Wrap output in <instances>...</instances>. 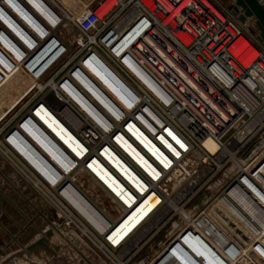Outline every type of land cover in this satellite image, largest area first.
Masks as SVG:
<instances>
[{"label":"built area","instance_id":"built-area-1","mask_svg":"<svg viewBox=\"0 0 264 264\" xmlns=\"http://www.w3.org/2000/svg\"><path fill=\"white\" fill-rule=\"evenodd\" d=\"M36 1L44 12L28 0H0V84L29 70L49 47L63 48L40 72L48 82L31 88L39 95L6 116L0 149L9 168L41 191L46 203H61L73 217L65 223L104 253L107 264H129L146 246L149 252L134 264H264V43L248 31L254 23L240 22L223 0H96L77 18L70 53L57 35L59 8L51 0ZM60 99L97 134L94 146L79 137L86 151L74 160L89 167L98 157L120 191L100 177L98 188L82 194L70 178L74 161L64 172L23 132L27 118L42 126L34 114L42 105L63 120ZM130 124L152 149L130 132ZM17 138L25 140L27 155L16 150ZM107 149L123 169L107 158ZM38 154L46 173L37 167L43 166ZM67 188L81 196L92 216L71 206ZM154 196L158 203L124 237L112 240ZM213 230L223 241L215 242Z\"/></svg>","mask_w":264,"mask_h":264},{"label":"rangeland","instance_id":"rangeland-1","mask_svg":"<svg viewBox=\"0 0 264 264\" xmlns=\"http://www.w3.org/2000/svg\"><path fill=\"white\" fill-rule=\"evenodd\" d=\"M54 1L61 5L63 16H66V21L58 27L57 35L60 37L61 44L64 42L63 47L68 48L70 52L73 47L71 39L77 36L76 31L75 33L73 31L74 22L87 6L81 7L84 0ZM94 1L96 0H89L87 5L91 2L94 5ZM223 2L225 5L229 4L228 0H223ZM249 28L250 32L251 29H255V25ZM59 49L62 50V47ZM50 51L52 56L54 52L57 53L56 48L51 47ZM19 74L27 77L22 85L14 81ZM46 77L47 75L40 78L28 70L20 69L0 85V95L10 103L13 102L8 113L0 118L1 139L2 131L7 123L6 118L9 117L7 115H16L22 104L26 105L32 98L38 96L37 89L30 90L33 86L44 87V83L50 79L49 76L45 79ZM21 101L19 107L15 108ZM28 122L31 131H34L39 141H43L41 130L35 127L31 120ZM9 167L11 166L6 154L0 149V264H107L108 260L104 253L97 250L90 240L83 237L80 230L65 223L66 219H69V212L62 204L57 203L55 206L46 203L44 196H41V191L28 186L24 178ZM39 167L43 170L41 166ZM83 179L87 186L90 185L87 175H84ZM154 223L152 220L151 225ZM83 232L85 233L84 230ZM214 234L215 242L223 241L222 234L219 232H214ZM45 237H47L45 243L38 244L32 249L29 248ZM219 246L222 251H225L221 245ZM149 250L150 248L146 246L129 264L139 261V258H142ZM242 261L248 263L247 259Z\"/></svg>","mask_w":264,"mask_h":264},{"label":"bare ground","instance_id":"bare-ground-1","mask_svg":"<svg viewBox=\"0 0 264 264\" xmlns=\"http://www.w3.org/2000/svg\"><path fill=\"white\" fill-rule=\"evenodd\" d=\"M28 1H30L33 4L32 8L36 12H38V11L44 12L45 11V8L42 7L36 0H28ZM51 1L59 9L62 10V11L59 10L60 13L62 14V21L60 24L57 25L59 27L60 25H62V23H64V21H66V16L65 17L63 16V9L59 5V3H57L54 0H51ZM110 2H113V0H111ZM16 8H17L16 10L20 9V7H16ZM19 12H20V10H19ZM99 12L102 15L104 11L100 10ZM21 14H22L23 19L26 20V22H28L32 25L35 24L34 19H32L25 11L21 10ZM0 16L4 17V13L1 11V9H0ZM47 17H48V15H47ZM52 22H54V21H52ZM76 22H77V20L74 22V29H73L74 33L76 31ZM77 32L78 31H76V35L78 36ZM76 37H74V38L76 39ZM63 43H62V45H63ZM50 49H51L50 47L48 49H46L42 54H40L38 57H36L28 65V69L30 70V72H32L33 74H35L36 76H38L40 78H43L44 76H46V75L43 76V74L41 75L40 72L56 57L57 53H59L61 51V49L56 50L57 53L54 52L53 56H52ZM73 49H74V45L72 47V50ZM72 50L70 51V53L72 52ZM46 53L48 54L47 56L45 55ZM253 57H254V55H251L250 59H252ZM64 58H66V57H64ZM94 71L99 76L101 75L100 70L94 69ZM8 78H9V76L6 78V80ZM26 79H27L26 75H20L19 74L15 77L14 81L16 82V84L22 85V83ZM73 96L77 100L79 99L75 93L73 94ZM12 103L13 102L10 103L8 100H5V98H3L0 95V118L5 116V114H7L8 111L12 108V106H11ZM58 104L61 106V108H60L61 110H59V115L61 117H63V120L60 119L51 110H49V108H47V106L42 105L36 110V113H34L36 118L39 120L40 124L42 125L41 126L42 128L40 126H38L37 124H35L31 118H27L21 127H22L23 132L26 134V136L28 138H30V140H32V142L38 147V149L40 151H42L44 153V155H46L48 157V159H50L54 164H56V166H58L64 172L66 169L69 168L71 163H73V161H74V163H73L74 167H71L69 169V170H71V169L73 170V172L69 171V172H72V174L70 175V178L76 183V185L78 186V189L80 190V192L82 194L86 193L88 195L94 191L93 190L94 188L99 187V183L101 182L100 177L103 178L104 180L108 181V182L111 181L110 180L111 178L114 180H115V178H114L113 174H111V172H109V170L104 166V164L101 162V160L98 157L94 158L90 162L89 167H84L80 164V162H78L77 160L76 161L74 160L76 157L75 154L82 155L83 152L86 151L85 146L81 142V140H79L80 139L79 137H81L88 145L94 146L97 143V139H96L97 134H96V132H94L93 124L91 122H89L88 120H86L85 118H83L82 116H80L73 109V107L68 104L67 101L60 99ZM85 108L88 109V111L94 117H96L100 120V118H99L100 116L97 115V112L94 109H91L88 106H86ZM28 120H31L32 124L41 130L43 141H39V139L33 133L34 131H31V126H29ZM128 129L135 136H137V138H139V140L142 141L145 144V146L152 149V147L148 143L149 141L143 136V134L140 133L139 130H137L136 127H134V125L130 124L128 126ZM117 140L122 144V146L128 152L133 154L140 162H142L146 166V164L144 163V160L142 158H140L136 154V152H134V149H133L132 145L128 142V140L124 139L121 136L117 137ZM13 143L16 146V150H18L23 155L24 154L27 155L26 152L24 151V145H27L24 139H18L17 138L15 141H13ZM207 146L212 150L215 149V144L211 141H207ZM34 152H37V151H34ZM103 153L107 156V158L113 164H115L117 167L123 169L121 166V163H122L121 160L119 158H117L114 154H111L110 150L107 149V151H104ZM37 156L39 157L40 160H43V166L40 165L43 168V170H41V171L46 173L44 171L45 170L44 167L46 166L44 164V163H46L45 159H43L41 157V155L39 156V154ZM33 162H35V160H33ZM66 163H68L69 166ZM37 167H39V166H37ZM125 174L128 175V173L126 171H125ZM84 175H87L88 178L90 179V180H88V181H90V183H89L90 185H88V186L85 184V180L83 179ZM111 185L116 191H120V185L119 184L115 185V184L111 183ZM65 194L69 198L68 201L70 202L71 206L75 210L77 207V210L79 209L81 212L86 214L87 217L92 216V211L86 207L85 203L82 201L83 199L81 198V196L78 193H75V191L72 192L70 188H67L65 190ZM98 198H99V194L96 197H94V199L96 201H98ZM124 198L126 199L127 202L131 201L127 197H124ZM151 198L152 199H149L150 201L147 200L142 206H140L139 209L136 210V212H134L130 217H128L119 226V228L111 235L112 240H114L116 242V241H119L122 237H124L132 228H134V226L149 211V209L158 203V201H159L158 196H154ZM237 201L246 210L248 209L239 200V198H237ZM233 210L235 211V209H233ZM185 213H187V211H185ZM68 215H69V219L73 218L72 214L70 212L68 213ZM240 218L242 219V222L245 220V218H243V217H240ZM92 220H94V219H92ZM235 221H237V220L235 219ZM94 222L97 224L99 223L96 219L94 220ZM204 222L205 221H203V226H205V224L208 227H209V225H211L208 222H205V223ZM244 223L247 224V221L245 220ZM99 225H101L100 226L101 230H104L106 228V226H103L102 222L99 223ZM211 227L213 228L212 225H211ZM252 230L255 231L254 229H252ZM213 232H216V231L213 230Z\"/></svg>","mask_w":264,"mask_h":264},{"label":"water","instance_id":"water-1","mask_svg":"<svg viewBox=\"0 0 264 264\" xmlns=\"http://www.w3.org/2000/svg\"><path fill=\"white\" fill-rule=\"evenodd\" d=\"M230 8L240 22H246L249 18L253 20L255 29H251V32L256 34L259 42L264 43V0H234ZM46 240L47 237L42 238L29 248L32 249L38 244H43Z\"/></svg>","mask_w":264,"mask_h":264},{"label":"crops","instance_id":"crops-1","mask_svg":"<svg viewBox=\"0 0 264 264\" xmlns=\"http://www.w3.org/2000/svg\"><path fill=\"white\" fill-rule=\"evenodd\" d=\"M88 1L89 0H84L82 3H83V6H81L82 8H85L86 6H87V3H88ZM229 1V5H231V4H233V2H234V0H228ZM60 5V4H59ZM80 5H81V3H80ZM79 5V6H80ZM61 6V5H60ZM248 20V24L250 25V26H252L253 25V20L252 19H247ZM11 218V217H10Z\"/></svg>","mask_w":264,"mask_h":264}]
</instances>
